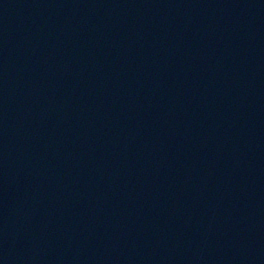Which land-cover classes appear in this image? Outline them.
<instances>
[{
    "label": "water",
    "instance_id": "water-1",
    "mask_svg": "<svg viewBox=\"0 0 264 264\" xmlns=\"http://www.w3.org/2000/svg\"><path fill=\"white\" fill-rule=\"evenodd\" d=\"M0 264H264V0H0Z\"/></svg>",
    "mask_w": 264,
    "mask_h": 264
}]
</instances>
